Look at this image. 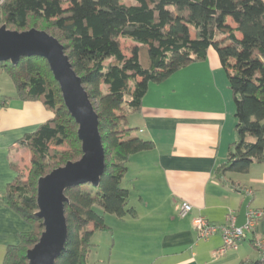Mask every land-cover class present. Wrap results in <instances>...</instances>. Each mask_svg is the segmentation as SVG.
<instances>
[{
  "label": "trees",
  "instance_id": "trees-1",
  "mask_svg": "<svg viewBox=\"0 0 264 264\" xmlns=\"http://www.w3.org/2000/svg\"><path fill=\"white\" fill-rule=\"evenodd\" d=\"M0 1V25L17 31L42 30L60 42L98 116L104 172L98 188L85 184L65 191L67 238L55 264H87L93 233L108 229L94 207L117 218L135 215L121 183L130 157L152 149L153 144L130 136L123 121L139 110L145 83H161L184 66L203 61L209 48L217 53L227 77L236 135L216 178L228 172L246 173L253 162H264V0ZM228 17L234 28L227 23ZM121 39L140 48L128 58ZM0 73L10 78L18 99L39 102L52 114L17 141L32 156L28 178L22 180L11 164L15 177L0 196L32 227L19 235L18 245L6 248L2 264H27L26 252L43 231L35 216L37 181L78 160L81 143L43 58H22L15 66L0 62ZM138 77L143 83L137 82ZM63 146L66 149L60 150Z\"/></svg>",
  "mask_w": 264,
  "mask_h": 264
},
{
  "label": "crops",
  "instance_id": "crops-1",
  "mask_svg": "<svg viewBox=\"0 0 264 264\" xmlns=\"http://www.w3.org/2000/svg\"><path fill=\"white\" fill-rule=\"evenodd\" d=\"M136 80L143 83L140 77ZM145 91L139 110L125 120V128L130 136L150 141L153 148L130 157L122 180L128 183L124 189L135 215L101 214L108 229L91 237L95 242L91 248L101 241L109 244V257L100 263L264 264L250 235L214 259L222 246L220 231L200 240L192 227L197 216L216 227L226 224L230 212L237 217L246 198L237 186L252 192L247 208L264 213V162H253L246 173L228 172L220 180L215 175L236 140L234 104L217 53L209 48L203 61L184 66L161 83H145ZM0 97L1 196L15 177L11 164L18 157L17 141L52 114L39 102L21 101L17 93ZM184 202L192 210L180 218L177 207ZM31 230L0 200V264L6 248L18 245L19 235ZM256 234L264 239V215ZM90 255L91 249L87 264Z\"/></svg>",
  "mask_w": 264,
  "mask_h": 264
},
{
  "label": "water",
  "instance_id": "water-1",
  "mask_svg": "<svg viewBox=\"0 0 264 264\" xmlns=\"http://www.w3.org/2000/svg\"><path fill=\"white\" fill-rule=\"evenodd\" d=\"M43 58L57 82L63 104L77 125L81 143V157L53 169L37 181L35 216L41 220L43 231L37 243L26 252L27 264H55L67 238L64 205L65 191L89 184L98 188L104 172L105 154L98 130V116L89 100L81 78L75 73L60 42L47 32L37 29L25 31L0 27V62L16 65L22 58ZM249 197L239 209L236 226L245 223Z\"/></svg>",
  "mask_w": 264,
  "mask_h": 264
},
{
  "label": "built area",
  "instance_id": "built-area-1",
  "mask_svg": "<svg viewBox=\"0 0 264 264\" xmlns=\"http://www.w3.org/2000/svg\"><path fill=\"white\" fill-rule=\"evenodd\" d=\"M236 188L246 197H250L252 194L251 190L246 187L237 186ZM191 210L192 207L190 204L186 202L181 203L177 207L178 217H187ZM263 215L264 213L261 210L247 208L245 223L242 227L236 226L237 217L233 212H230L227 215L226 224L221 227L210 225L205 218L197 216L192 219V227L200 240H206L213 236L217 231H220L222 246L214 253V259L224 255L228 250L236 248L240 242L244 241L246 237L250 235L252 237L251 242L254 248L259 252L262 261H264V239L256 234L257 227Z\"/></svg>",
  "mask_w": 264,
  "mask_h": 264
},
{
  "label": "rangeland",
  "instance_id": "rangeland-1",
  "mask_svg": "<svg viewBox=\"0 0 264 264\" xmlns=\"http://www.w3.org/2000/svg\"><path fill=\"white\" fill-rule=\"evenodd\" d=\"M121 1L124 3H132L134 0H121ZM65 6L67 7V4H65ZM227 20L228 22L234 23L229 17ZM2 25H5V24H2ZM2 25H0V27ZM7 29L12 30L8 27ZM120 45H121L123 54L127 56L128 58L132 56V53L135 50V48H140L138 44L133 43L132 41L127 40V39H121ZM0 76H1L0 77V95L8 96V97L15 96L16 88L14 84L12 83V81L9 79V77H7L5 74L3 75L1 74ZM123 111L126 112V110H123ZM128 116H126L125 120H127ZM124 122L125 121H123V123ZM247 141L254 142V139L252 137H247ZM16 148L18 152V157L16 156V159L14 158L13 165H15L20 176L22 177V180H27L28 174L31 168L32 156L30 152L23 145L18 144ZM65 149H66L65 146L60 148V150H65ZM127 186H128L127 182L125 183V181H123L121 183V187L125 188ZM94 210L100 215L103 214L102 211L97 207H94ZM90 242L91 244L95 243L91 239H90ZM108 257H109V244L107 242L103 243L101 241L100 244H98V246L91 248V255L89 256V264H101L100 263L101 259L107 260ZM105 263H107V261H105Z\"/></svg>",
  "mask_w": 264,
  "mask_h": 264
}]
</instances>
